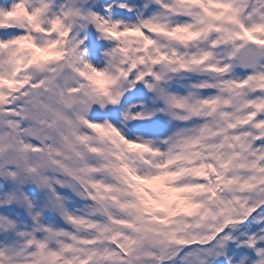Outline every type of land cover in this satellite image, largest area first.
<instances>
[{
  "label": "snow or ice",
  "instance_id": "obj_1",
  "mask_svg": "<svg viewBox=\"0 0 264 264\" xmlns=\"http://www.w3.org/2000/svg\"><path fill=\"white\" fill-rule=\"evenodd\" d=\"M0 264H264V0H0Z\"/></svg>",
  "mask_w": 264,
  "mask_h": 264
}]
</instances>
